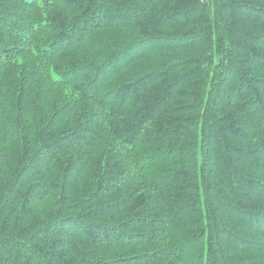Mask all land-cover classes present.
I'll return each mask as SVG.
<instances>
[{
  "label": "trees",
  "instance_id": "trees-1",
  "mask_svg": "<svg viewBox=\"0 0 264 264\" xmlns=\"http://www.w3.org/2000/svg\"><path fill=\"white\" fill-rule=\"evenodd\" d=\"M0 264H264V0H0Z\"/></svg>",
  "mask_w": 264,
  "mask_h": 264
}]
</instances>
